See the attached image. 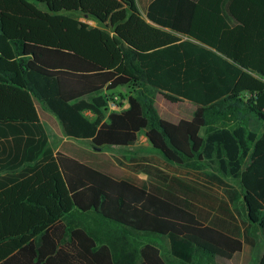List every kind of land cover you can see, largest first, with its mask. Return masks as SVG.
Returning <instances> with one entry per match:
<instances>
[{
  "label": "trees",
  "instance_id": "obj_1",
  "mask_svg": "<svg viewBox=\"0 0 264 264\" xmlns=\"http://www.w3.org/2000/svg\"><path fill=\"white\" fill-rule=\"evenodd\" d=\"M145 17L135 0H0V264H234L254 248L248 230L242 246L152 188L48 145L35 101L94 150L143 133L172 170L155 158L118 166L209 184L264 230V0H153ZM156 95L193 104L191 119H162ZM144 233L166 238L168 255Z\"/></svg>",
  "mask_w": 264,
  "mask_h": 264
},
{
  "label": "crops",
  "instance_id": "obj_2",
  "mask_svg": "<svg viewBox=\"0 0 264 264\" xmlns=\"http://www.w3.org/2000/svg\"><path fill=\"white\" fill-rule=\"evenodd\" d=\"M135 1H136V5H137L139 12L146 19L145 14H146L147 8L153 0H135ZM79 20L92 27L96 26L95 21H93L92 19H89L88 17L83 16V17H80ZM127 106L128 105L126 104L124 108H127ZM35 107H36L38 116L41 120V115L39 114L40 112H39L37 103H35ZM138 139H139V136H138ZM138 139L134 145L138 144ZM68 140H71V139H68ZM68 140L65 141L66 142L65 144H67L66 146L64 145L59 146L58 149L55 151L62 152L65 155L70 156L71 158L75 160L88 164L81 156H78V155H82V153L85 155V152L81 150L80 148H78V150L76 148L74 149L73 148L74 146H72L71 142H68ZM72 141H75L78 143L84 142V141H76V140H72ZM145 143L146 145L144 147L147 150H149L150 145L146 142V139H145ZM63 146L64 148H69V150L68 151L62 150L61 148ZM111 149H120V148H111ZM102 150L103 149H101L100 151ZM94 151L100 153V151H97V150H94ZM141 158H155L159 161L158 168H160L164 172H168L172 170L171 168L165 166L167 162L162 157L150 151H148L147 154L140 155L138 157H132L131 159H141ZM113 159L115 161V157H113ZM95 168L99 169L97 167ZM173 168H177V166H173ZM178 169L180 171H185V169L183 168H178ZM99 170L109 175L113 174L111 176H113L114 178L118 180H126L136 185H143L144 187L148 189L152 188L151 191L154 192L156 195H159L164 199L170 198L174 200L177 204L181 205L184 209H186L188 212L194 215L197 221L201 223L202 225H204L205 227L214 229L224 234L225 236L236 238L242 243V246H243V241H244V230L245 229L248 230V237L254 240V248L252 250H249L247 247H243L242 253L235 259L234 264H243L244 258H247L248 260L247 264H255L253 262V254L257 246L256 240H257V237L260 236L263 240V245H264V230L257 228L255 226L249 229V222L247 220L246 213L240 204V201L231 203L230 201L227 200V198H225L222 195L221 191L213 188L209 184H203L202 182L191 179L190 177L184 175L183 173L182 174H172V177L174 178L172 181H170V183H160L158 181H155L154 179L149 178L148 175L143 174V173H133L129 171L130 175L132 176L126 177V176H123V174L118 173V171L115 168L111 170H106V169H99ZM203 172L206 173L205 171ZM207 174H211V173H207ZM226 182L228 181L226 180ZM92 225H93L92 227H94L93 222H92ZM80 226L89 227V224L83 223L82 225L79 224V227ZM139 235H147L148 237L140 236V238H142L144 242L146 243H150V244L154 243L153 245L158 247L162 254H165L162 250V244L164 246L165 244H167V248L169 251V244L166 238L156 235L160 237L161 239L159 240V242H155L154 241L155 239L152 236H150L153 234L144 233V234H138V236ZM97 236L100 238L101 233H98ZM263 253H264V246H263L262 251L260 252V255L257 259L256 264H258ZM212 264H215V262L213 261ZM229 264H232V261H230Z\"/></svg>",
  "mask_w": 264,
  "mask_h": 264
},
{
  "label": "rangeland",
  "instance_id": "obj_3",
  "mask_svg": "<svg viewBox=\"0 0 264 264\" xmlns=\"http://www.w3.org/2000/svg\"><path fill=\"white\" fill-rule=\"evenodd\" d=\"M38 7H40L41 9H45L44 6L38 4ZM117 93H120L122 95H125L127 93V90L124 88H118ZM117 101H122L121 98H117ZM35 103L38 104V102L35 101ZM116 106V105H115ZM38 108H39V114L41 115V120L47 130L48 133V137H49V146L55 151L58 149L59 146H66L67 144H65L66 137L63 135L61 127L58 123V121L56 120V118L50 114L49 112L45 111L44 109L41 108V106L38 104ZM117 108V106H116ZM124 108V107H123ZM155 108L158 111L160 117L166 121H169L171 123H177L180 120H187L190 119L192 117L193 112L195 111V106L191 103L188 102H181L178 104H171L168 101H166L162 96L160 95H156V101H155ZM250 128L255 131L256 133H260V125L255 122L252 121L250 123ZM201 135H203V133L201 132ZM145 136L143 133L139 134V139H138V144L136 145H131L130 147H125V148H120V149H111V148H105L102 151H100V153L94 151V149H92L91 145H89L86 142H75L72 140H68V142H71L72 146H74L73 148L77 149L80 148L81 150H83L85 152V155L82 153V155H78L81 156L89 165H92L94 167H97L99 169H106V170H111V169H116L118 171V173L123 174V176H132L130 175V172L127 171L126 169L122 168V167H118L116 161H114L113 157H118V158H123L121 159L124 163L129 164V160L132 157H138L140 155H144L147 154L148 151L158 154L160 157L161 155L154 150L152 147L149 146V150H147L144 146L146 145L145 143ZM144 142V143H143ZM147 142V140H146ZM148 143V142H147ZM64 146L61 148L64 151H68L69 148H64ZM204 171L206 173H216L214 166L212 165H207L205 166ZM113 175V174H111ZM115 176V175H114ZM225 180H227L228 182H230L231 184L235 185L236 187H239L238 181L236 180H232L230 178L224 177ZM241 200H240V204H241ZM78 222V224H89V227H92V222L89 221H76ZM139 236H143V237H148L147 235H139ZM152 236L155 240V242H159V240L161 239L160 237L156 236V235H150ZM144 241V240H143ZM257 246L254 250V254H253V262L256 264L257 259L260 255V252L263 249V240L262 238L259 236L257 237ZM146 243V242H144ZM152 245L154 243H151ZM162 250L165 253L164 255H168V248H167V244H165V246L162 244Z\"/></svg>",
  "mask_w": 264,
  "mask_h": 264
},
{
  "label": "built area",
  "instance_id": "obj_4",
  "mask_svg": "<svg viewBox=\"0 0 264 264\" xmlns=\"http://www.w3.org/2000/svg\"><path fill=\"white\" fill-rule=\"evenodd\" d=\"M116 109H117V108H116V106H115L114 103L110 104V110H116Z\"/></svg>",
  "mask_w": 264,
  "mask_h": 264
},
{
  "label": "water",
  "instance_id": "obj_5",
  "mask_svg": "<svg viewBox=\"0 0 264 264\" xmlns=\"http://www.w3.org/2000/svg\"><path fill=\"white\" fill-rule=\"evenodd\" d=\"M85 17H87V16H85ZM95 150H97V151H100V150H101V148H96Z\"/></svg>",
  "mask_w": 264,
  "mask_h": 264
}]
</instances>
